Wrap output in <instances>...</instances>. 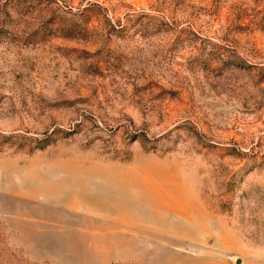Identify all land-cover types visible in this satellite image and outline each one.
<instances>
[{
	"label": "rangeland",
	"instance_id": "374dc122",
	"mask_svg": "<svg viewBox=\"0 0 264 264\" xmlns=\"http://www.w3.org/2000/svg\"><path fill=\"white\" fill-rule=\"evenodd\" d=\"M0 264H264V0H0Z\"/></svg>",
	"mask_w": 264,
	"mask_h": 264
},
{
	"label": "trees",
	"instance_id": "16d2710c",
	"mask_svg": "<svg viewBox=\"0 0 264 264\" xmlns=\"http://www.w3.org/2000/svg\"><path fill=\"white\" fill-rule=\"evenodd\" d=\"M49 143V139L48 140H46V141H44L42 144H40L39 146H45L46 144H48Z\"/></svg>",
	"mask_w": 264,
	"mask_h": 264
},
{
	"label": "crops",
	"instance_id": "0c3cea01",
	"mask_svg": "<svg viewBox=\"0 0 264 264\" xmlns=\"http://www.w3.org/2000/svg\"><path fill=\"white\" fill-rule=\"evenodd\" d=\"M106 184V183H105ZM95 189H105V191H107L108 189L106 188H99V187H96Z\"/></svg>",
	"mask_w": 264,
	"mask_h": 264
}]
</instances>
